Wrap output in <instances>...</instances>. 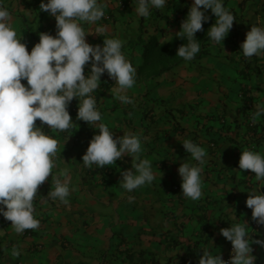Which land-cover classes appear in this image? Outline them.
Segmentation results:
<instances>
[{"label":"crops","instance_id":"0c3cea01","mask_svg":"<svg viewBox=\"0 0 264 264\" xmlns=\"http://www.w3.org/2000/svg\"><path fill=\"white\" fill-rule=\"evenodd\" d=\"M40 2L0 0L12 12V26L22 32L29 51L39 33L56 32L55 19L40 11ZM192 2L168 0L164 9H152L149 17L140 18L134 0H101L110 19L86 24V41L102 46L103 40L120 39L123 53L136 67L154 34L163 41L177 35L186 18L182 14ZM223 3L235 14L234 28L222 44L210 41L207 55L197 64L185 63L136 83L127 91L131 104L116 98V82L106 73L92 93L100 123L112 128L115 136L125 132L141 138V158L150 160L156 180L133 192L123 189L121 171L135 163L127 155L102 169L84 167L81 157L99 129L76 119L79 102L74 98L69 113L78 127L74 124L67 132L44 129L60 141L53 175L63 180L60 174L67 170L68 203L48 196L54 188L50 175L34 199L37 229L17 234L11 221L0 215V264H198L204 248L219 251L226 260L231 243L219 230L237 220L247 222L251 230V209L245 200L260 186L254 173L239 169L238 161L245 149L264 152V118L251 119L257 104L264 102V55L245 58L240 44L251 26H264V0ZM89 70L86 66L85 72ZM184 139L206 150L203 197L197 201L181 192L177 169L190 160L180 143ZM251 234L264 239V228ZM252 247L256 264H264V249Z\"/></svg>","mask_w":264,"mask_h":264},{"label":"clouds","instance_id":"9594fccd","mask_svg":"<svg viewBox=\"0 0 264 264\" xmlns=\"http://www.w3.org/2000/svg\"><path fill=\"white\" fill-rule=\"evenodd\" d=\"M134 3L137 16L146 18L152 9H164L168 0H134ZM39 9L55 19L56 32L55 36L39 33V41L29 51L22 42V32L12 26V12L0 3V215L11 221L17 234L39 227L40 221L34 215V199L38 188L50 175L54 188L48 196L68 203L70 176L67 170L60 174L63 180L53 175L60 141L44 129L47 126L57 132H67L74 124L78 127L69 113L74 98L79 102L76 119L99 129L81 157L82 165L102 169L115 165L127 155L135 163L121 171L119 183L123 189L133 192L156 180L150 160L141 158V138L125 132L115 136L112 128L100 123L102 115L92 96L105 73L116 82L114 94L122 104L133 103L127 91L136 84V68L122 51L123 41L109 38L103 40L102 46L86 41L90 33L85 25L101 20L105 5L101 0H41ZM208 10L215 16V23L208 28V37L213 43L222 44L233 28L236 18L224 7L223 0H193L177 33L187 40V44L176 51L185 61L193 60L201 50L195 33L203 30V24L209 20ZM240 49L245 58L264 55V26H251ZM86 66L90 69L87 73ZM262 118L264 102L257 104L251 116L253 122ZM180 143L190 155V160L180 162L177 169L181 192L186 198L197 201L203 197L206 150L191 139ZM238 166L240 170L254 173L260 185L248 192L245 206L251 209V220L264 228V192L261 191L264 152L241 151ZM132 199L129 197L130 201ZM251 231L248 223L241 220L221 228L220 235L232 246L230 258L225 260L219 251L213 253L204 248L198 264H256L252 245L264 249V239L254 238ZM13 255L18 256L19 252L14 250Z\"/></svg>","mask_w":264,"mask_h":264},{"label":"trees","instance_id":"16d2710c","mask_svg":"<svg viewBox=\"0 0 264 264\" xmlns=\"http://www.w3.org/2000/svg\"><path fill=\"white\" fill-rule=\"evenodd\" d=\"M187 12L188 10H184L182 15H187ZM231 13L235 16L233 12ZM206 14L209 16V20L203 24V30L195 33V38L200 43L201 50L193 60L185 61L183 58L176 55L178 47L182 44H187V40L181 39L179 34L166 41H163L162 39L155 41L153 40L152 42H149L143 46L140 64L135 67L136 83H141L143 81L160 77L163 74L175 70L182 64L189 63V65H193L201 61V59L207 55L211 41V39L208 37V28L215 23V16L211 10H208ZM139 29L140 33L142 34V27ZM245 67H249L248 62L246 63ZM69 112H71V110Z\"/></svg>","mask_w":264,"mask_h":264},{"label":"built area","instance_id":"2783aa9c","mask_svg":"<svg viewBox=\"0 0 264 264\" xmlns=\"http://www.w3.org/2000/svg\"><path fill=\"white\" fill-rule=\"evenodd\" d=\"M102 19H104V20H108L109 17H108V15L105 14L104 17H103ZM260 228H261V227L258 226V225H256L254 222L252 223V228H251L252 232H257V231L260 230ZM231 248H232V246H230V247L228 248V256H227L226 260L230 258Z\"/></svg>","mask_w":264,"mask_h":264},{"label":"rangeland","instance_id":"374dc122","mask_svg":"<svg viewBox=\"0 0 264 264\" xmlns=\"http://www.w3.org/2000/svg\"><path fill=\"white\" fill-rule=\"evenodd\" d=\"M31 16H32V15H31ZM19 17H22V16H19ZM17 18H18V15H17ZM163 26H164V25H163ZM157 33H158V32H157ZM158 34H159V33H158ZM158 34H154L155 37H156V38H154V41H155V40H160V39H161V37H160ZM22 35H23V34H22ZM150 40H151V39H150ZM22 42H23V37H22ZM176 69H177V68H176ZM176 69H175V70H176Z\"/></svg>","mask_w":264,"mask_h":264}]
</instances>
